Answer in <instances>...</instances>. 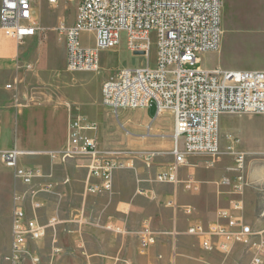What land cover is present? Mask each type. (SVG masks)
I'll return each mask as SVG.
<instances>
[{
	"label": "built area",
	"instance_id": "built-area-1",
	"mask_svg": "<svg viewBox=\"0 0 264 264\" xmlns=\"http://www.w3.org/2000/svg\"><path fill=\"white\" fill-rule=\"evenodd\" d=\"M36 0H0V30L5 37L22 44L26 39L47 31L35 18ZM60 0H47L57 5ZM77 3V14L72 25L60 23L54 30L65 39L66 68L71 73H91L100 69L102 50H115L121 45L123 33L134 56L149 59L155 33L157 60L154 67L124 68L103 83L102 104L113 112L122 109H145L155 105L157 116L169 112L173 117L172 161L155 175L158 184L182 186L187 192L200 190V184L189 177H180L192 156L220 154V118L223 114L264 115V71L203 69L200 55L218 52L221 47L222 0H66ZM83 32L94 35L95 46L83 47ZM33 70L32 65L26 67ZM21 85L18 79L7 86ZM70 112L68 139L62 150L25 151L17 148L0 152L2 163L13 171L20 184L13 197L11 245L8 264H43L36 245L51 232L53 255L63 249L57 246L59 229L81 237L90 223L85 208L73 212L68 218L61 215L64 195L61 183L54 177V168L70 161H81L87 171L83 199L91 195L111 194L118 171L134 168L143 162L148 168L157 158L166 154L162 150H136L127 147H105L98 138V125L87 121L79 107L66 103ZM150 130V127H148ZM162 137V136H160ZM230 154L234 166L230 169L234 181L217 183L229 186L231 197L228 208H220L216 220L209 224L194 222L185 234L199 239L203 250L220 251L228 256L236 246L250 255L251 264H264V229L257 230L245 217L244 195L250 186L247 175V155L235 150L236 140L229 136ZM45 157L50 171L40 166L23 164L22 160ZM215 160L212 161L213 165ZM140 182V181H139ZM138 182V183H139ZM137 195L148 196L138 186ZM172 210H182L190 217L191 206H180L175 196L167 201ZM117 235H126L124 226L113 222L95 224ZM142 253L154 246L160 235L173 238L181 233L154 231L144 222L137 231Z\"/></svg>",
	"mask_w": 264,
	"mask_h": 264
},
{
	"label": "crops",
	"instance_id": "crops-1",
	"mask_svg": "<svg viewBox=\"0 0 264 264\" xmlns=\"http://www.w3.org/2000/svg\"><path fill=\"white\" fill-rule=\"evenodd\" d=\"M45 1L47 2V0ZM36 21L40 24L37 19ZM44 40L39 35L28 38L29 44H37L38 46L44 43ZM24 44L25 42L18 44L15 40L5 37L0 30V152L13 148L25 151L62 150L67 143L70 118L66 103L77 105L81 114L80 105H78L80 103L74 100L72 96L78 99L82 97L84 92L83 90H75L77 88L74 89L71 84L66 83H63L62 86H52L51 91L42 86L44 85V77L39 73L25 70L28 64L32 62L28 61L22 52V45ZM220 51L221 47L215 53L220 54ZM63 60L66 66V50ZM217 67L238 70L235 66H228L226 60H222ZM259 69L264 71V66ZM15 79H18L21 85L7 88L8 85L13 84ZM100 93L102 95V88ZM150 107L155 109L153 118L148 117ZM150 107L138 109V113L143 116L148 125L161 116H169L173 129V117L169 112H163L162 115L156 117V106L151 105ZM239 119L240 124L229 134L236 140L235 150L247 155V163L250 159L252 161H264V115H244ZM98 138L100 141V136ZM101 145L106 146L108 143H101ZM155 146V144L141 143V147L155 148ZM78 162L70 161L67 164L56 166L54 177L56 179L61 178L65 171L74 174L77 169H85L83 163L78 166ZM22 163L40 166L45 171H50L49 160L45 157L26 158L22 160ZM158 169V171L162 170V168ZM190 169L192 170L188 177H182L181 172L180 177L184 180L193 177L198 183L200 180L203 182L200 194V198L206 200L205 212L203 213L202 207L198 205L199 197L197 199V197L182 193V186L177 188L169 184L152 186L157 197H168L169 200L175 196L180 206L191 205V207H195V212L190 216L191 219H189L188 224H185V220L179 224L180 213L184 218H190L180 209L175 211L169 208V211L160 212L161 214L149 215L151 222L149 220L148 223L153 230L170 232L176 229L181 233L178 237L160 235L154 246L144 253L141 252L138 236H134L128 229V225L123 223L126 218L125 215L138 207L141 201L131 193L134 190V181L129 173L124 171L118 175V171L114 181L116 197L114 203L111 204V214L115 216L113 223L124 226L132 235H117L104 230L88 231L85 227L82 233L84 245L81 246V237L78 234L68 235L67 242L64 244L63 236L60 233L61 227L56 243L63 249L61 253L53 255V240L50 243L48 237L38 242V252L42 256L43 264H246V255L248 254L242 252L241 246H236L228 256H225L217 250L212 252L203 250L198 238L185 234L191 223L202 222L201 219L209 221L207 223L202 222L204 224L214 222L217 211L220 208H228L232 197L227 194L229 197L225 201L227 195L218 193L219 200L218 202L215 201L217 190L212 193L204 192L205 185L212 181L199 176V167H190ZM248 179L250 186L244 195L245 217L248 224L252 225L253 228L263 230L264 168L262 171L249 173ZM122 183L125 185V190H122ZM148 187L151 186L148 185ZM67 188L64 187L66 191H69ZM17 189H21V186L14 178L13 171L4 165L0 158V240H5L8 250L11 245L13 197ZM220 205L221 207L217 210ZM247 210L250 214L247 213ZM61 215L66 218L62 210ZM157 215H159L158 220ZM152 221L154 222L152 223ZM167 240L168 244L166 243ZM224 257L228 258L224 259Z\"/></svg>",
	"mask_w": 264,
	"mask_h": 264
},
{
	"label": "rangeland",
	"instance_id": "rangeland-1",
	"mask_svg": "<svg viewBox=\"0 0 264 264\" xmlns=\"http://www.w3.org/2000/svg\"><path fill=\"white\" fill-rule=\"evenodd\" d=\"M34 7L35 18L39 21L41 26L46 27L45 29H47V31L45 35L41 36L42 40L45 39L44 43L41 45L29 44L28 39L25 41V44L22 45L23 54L27 57L28 61L33 63L28 64L33 66V70H28L27 68L25 70L32 73H39L44 77V85L42 86L48 88L50 91L52 86H62L63 83L71 84V87L74 89L77 88L75 90H83L84 94L81 98L77 99L73 96L72 98L79 101L80 104L78 105H80L82 116L87 121L98 125L99 131L97 135L100 136L101 143H108L106 146L127 147L136 150L154 149L166 151V154L157 158L150 168L143 162L138 161L134 168H127L118 172V175L124 171L129 173L134 181V190L131 193L141 201L138 207L134 208L131 213L125 215L126 218L123 221L125 225H128V229L131 233L136 236L137 231L143 226L142 224L144 222H149L151 219L149 217L150 214H161L162 212L170 210L167 207L168 197H157L152 186L159 185L154 179L159 170L158 168L163 169L172 161V157L169 154V150L172 147V121L169 116H161L158 120L148 125L143 116L138 113V110L122 109L117 113L113 112L103 106L100 90L102 88V83L121 69L145 67L148 63L151 67L155 66L157 60V39L155 33L151 35L152 48L148 60L142 56H134L130 52L126 34L123 33L121 45L117 49L102 50L100 52L99 71L91 73H71L67 71L63 60L66 50L64 37L57 31H54L55 28L53 27L58 26L62 22L71 25L76 18L77 3L60 0L57 5H53L48 4L45 0H36ZM222 30L223 35L221 38L220 54L210 52L200 55V67L203 69L221 68L217 67V65L221 64L222 60H226L228 66H235L241 71L258 70V68L264 66V0H222ZM80 43L83 47H94V35L89 32L81 33ZM221 69L227 70L224 68ZM154 115L155 109L154 107H150L148 110V117L153 118ZM241 116L244 115L223 114L221 116V152L218 156H192L189 160L190 164L182 168L181 171L182 177H188L192 170L190 167H199V176L212 181L210 184L205 185L206 189L204 192L212 193L217 190L215 195V201L217 202L219 200L217 183L234 181V175L230 170L234 166V159L230 154L228 137L235 127L240 124L239 117ZM148 127H150V130ZM141 143L155 144L156 146L155 148L141 147ZM213 160H215V163L211 165ZM82 163L83 162L79 161L77 165L79 166ZM263 168L264 161L262 160L252 161L250 159L247 163L248 175L253 171H262ZM75 171L76 173L74 174L65 171L63 176L57 179L60 183L66 178L70 179L69 185L61 186L64 195L61 209L66 215L65 217L68 218L73 212L84 207L86 217L90 221V223L85 226L86 230L107 231L98 228L95 224L100 223L103 225L107 222L115 221V216L111 214V204L114 203V198L116 197L115 189L111 194L90 196L84 200L82 193L86 170L80 168ZM199 183V192L188 193L183 189L181 192L191 197H197V199L199 197L198 205L202 207L203 213L205 212L206 200L200 198L203 182L200 180ZM148 185L151 187H148ZM138 186L145 188L148 191V196L137 195L136 191ZM64 187H68L69 191H66ZM121 187L122 190H125L124 183H122ZM229 189V186H223L221 188L222 194L224 193L227 195ZM228 195L227 197L225 196V201L226 199L228 200ZM221 198L222 196L220 200ZM219 207H221V205L217 207V210ZM121 208L123 209L124 207L122 206ZM192 209L193 212H195V207ZM247 213L250 214L248 210ZM181 215L180 213L179 224L184 220L185 224H188L191 217L184 218ZM156 217L158 220L159 215ZM200 221L204 223L209 222L205 219H201ZM153 222L154 221H152V223ZM154 231L166 232L155 229ZM60 233L63 236L65 244V242H67V236L70 234L64 230V227L61 228ZM51 234L50 232L47 236L50 243L53 240V234ZM132 234H129V236ZM4 241L5 240H0V264H8L6 257L8 256L9 250L8 245H6ZM166 243H169L168 240ZM38 245L37 243L36 248H39ZM241 249L242 252L246 254L244 248L242 247ZM227 258L228 257H224V259ZM246 260V264H251L250 256L246 255Z\"/></svg>",
	"mask_w": 264,
	"mask_h": 264
}]
</instances>
